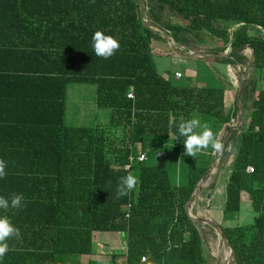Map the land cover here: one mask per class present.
I'll return each mask as SVG.
<instances>
[{
	"label": "trees",
	"instance_id": "16d2710c",
	"mask_svg": "<svg viewBox=\"0 0 264 264\" xmlns=\"http://www.w3.org/2000/svg\"><path fill=\"white\" fill-rule=\"evenodd\" d=\"M146 8L150 22L178 45L203 52L188 34L206 32L231 51L246 45L254 51L250 69L259 80L245 79L241 101L250 115L236 133L222 209L235 219L244 193L253 217L222 230L231 264H264V0H146ZM165 14L182 25L163 21ZM97 30L120 44L109 59L94 52ZM158 41L164 43L142 24L136 0H0V159L7 163L0 196L22 194L26 203L21 210L0 209L21 233L7 241L0 264H67L84 257L86 264H103L105 257L112 264H211L198 223L185 209L208 168L192 166L179 174L184 182H173L163 166L149 162L143 146L184 154V138H177L181 117H198L218 136L231 114L224 89L188 79L176 84L170 80L175 73L169 79L158 74L151 61ZM215 60L243 64L244 57ZM79 86L95 92V122L87 127L69 122L79 92L87 91ZM129 173L137 186L116 199L117 183ZM97 234H118L123 251L107 253Z\"/></svg>",
	"mask_w": 264,
	"mask_h": 264
},
{
	"label": "rangeland",
	"instance_id": "374dc122",
	"mask_svg": "<svg viewBox=\"0 0 264 264\" xmlns=\"http://www.w3.org/2000/svg\"><path fill=\"white\" fill-rule=\"evenodd\" d=\"M163 21H168L173 25H182L181 22H179L176 18L168 14H165ZM235 28L236 26L232 27L231 30H234ZM249 33L254 35L256 34L255 31H250ZM188 37L195 44V46L199 47L203 50V52L208 54L220 51L221 49H225L224 52L229 50V45H224L221 40L213 38L206 32H201L197 36L189 33ZM152 48L151 61L158 74L164 76L166 79H169L171 76H173L175 72L180 74L181 80L177 82L174 81V79H170L172 83L176 82V84H186L189 80L190 83H195L197 85L224 89L226 92V94L224 95L225 105L227 109H229V112L231 114V120L227 127L236 124L238 111L236 110L235 99L239 75L237 65L239 63H228L215 59H195L175 53H170L168 52L169 50L167 49L165 44L160 41L153 42ZM242 56L244 57V61L241 62L243 64L239 65L244 67L248 61V57L250 56L249 50H245L242 53ZM248 75L251 79L259 80L258 72H254L253 69L248 70L247 76ZM79 87L80 88H77L79 91L83 89H86L87 91L79 92V97H77L78 99L75 100L79 104L75 109V112L71 109L72 113L69 122H71V125L74 126L82 125L87 127L88 125H92L95 122V92L93 86ZM259 87L261 89H264V81L259 83ZM245 104V106L249 107V103L247 101ZM74 113L75 116L74 118H72V114L74 115ZM102 113L103 112L99 113L98 121L103 118ZM249 115L250 114L248 112V108L243 110L242 125L240 127L241 130L245 127ZM225 131L226 130L218 135V138L220 139L222 144ZM236 133L237 132L234 131L230 133L231 136H229L226 142L224 153L220 157V161L218 162L217 168L214 171V176L211 178L210 184H208V186L203 188L202 190V194L205 198V205L209 206V209H203L200 204V200H196L195 205L190 210L192 216H199L205 219L210 218L213 222L219 224L222 228L246 225L251 222L253 217L251 203L248 199V196L244 193L241 195V209L237 217L235 219H229L222 215V209L225 200V181L228 176L230 165L234 156V152L232 151V149L235 146L234 144ZM143 151L148 154L149 162L151 164H158L160 166H163L168 171L171 180L176 183L185 181V178L183 180L181 179V177L179 178V174H184V172L192 166L200 167L205 165L206 168H209L213 160L218 156V154H213L212 152L208 154V152H206L205 156H196L194 158L182 154L176 149L173 151V149L169 150V148H167L166 146H154L150 145L149 143H146L145 146H143ZM210 185L211 187H209ZM196 226L201 234L204 243L203 245L205 254L209 256L211 264H221L224 257L228 253L223 241L208 226L203 224H197ZM102 237H99L95 240L98 244L107 246L106 249H103L107 251V253H121L123 251L124 245L122 237L119 236L116 241L105 239ZM95 248H98L97 244L95 245ZM101 250L102 249H100L99 252H104ZM97 256L101 257L99 258ZM102 257V255H93L91 259L100 260L102 259ZM105 258H103V264H112L110 263V259L108 257ZM88 260L89 258L87 257L80 258V260L79 258H73L68 260L67 264H86ZM231 263L232 260L229 264Z\"/></svg>",
	"mask_w": 264,
	"mask_h": 264
},
{
	"label": "clouds",
	"instance_id": "9594fccd",
	"mask_svg": "<svg viewBox=\"0 0 264 264\" xmlns=\"http://www.w3.org/2000/svg\"><path fill=\"white\" fill-rule=\"evenodd\" d=\"M92 47L96 56L103 59H109L120 48L117 39L111 35H105L103 31L97 30L92 36ZM177 138L183 137L184 154L190 157H196L198 153L211 150L213 154H220L223 150V144L218 136L214 133L208 123H202L198 117L185 120L180 118L177 126ZM6 161L0 159V178L6 177ZM138 183V179L129 173L121 176L115 190L116 199L127 196L133 191ZM26 207L22 194H12L10 198L0 196V209L5 212L11 209L21 210ZM21 238L20 230L13 226L9 219L0 217V259L10 250L7 243L10 239Z\"/></svg>",
	"mask_w": 264,
	"mask_h": 264
},
{
	"label": "water",
	"instance_id": "95a60500",
	"mask_svg": "<svg viewBox=\"0 0 264 264\" xmlns=\"http://www.w3.org/2000/svg\"><path fill=\"white\" fill-rule=\"evenodd\" d=\"M136 1H137V5L139 8V13H140L142 24L148 29H150L151 31L157 32L162 38V40L164 41V44L167 47V49L175 54L186 56V57H191L195 59H205L206 60V59L228 58L231 55L242 54L245 50H249L250 52V56L248 57V61L246 65L244 67L239 64L237 65V69L239 70L238 71L239 75H238V86H237L236 99H235V105L238 111V115L236 118V124L229 126L228 129L225 131L224 138H223L222 152L218 154V156L213 160L212 164L209 166V168L207 169L203 177L199 180L192 195L190 196L188 202L185 205L186 213L188 217L190 218V220H192L195 223L208 226L223 241L225 247L227 248L228 253L223 259V261L221 262V264H229L233 258V250L227 240L225 233L222 230V227L219 224L213 222L210 218L205 219L199 216H192L190 213V210L196 200H200V204L203 207V209H207V210L209 209V206L205 205V198L202 194V190L203 188L207 187L208 184H210L211 178L214 176V171L217 168L218 162L220 161V157L224 153L226 142L229 136L231 135L230 133L232 131H237V134H239L240 132V127L242 125V115H243L241 95H242V90L244 88L245 79L247 77V72L248 70H250V66L253 61L254 51L252 47L249 45H246L237 50L231 51L230 44H229V48H228L229 50L226 52L218 53V54H207L201 51L192 50L183 45H178L175 42H173V40L160 27L150 22L148 15H147L146 0H136Z\"/></svg>",
	"mask_w": 264,
	"mask_h": 264
},
{
	"label": "built area",
	"instance_id": "2783aa9c",
	"mask_svg": "<svg viewBox=\"0 0 264 264\" xmlns=\"http://www.w3.org/2000/svg\"><path fill=\"white\" fill-rule=\"evenodd\" d=\"M180 78H181V77H180V74H179V73H175V74H174V79H175L176 81H178ZM127 98H129V99H132V98H133V95H132L131 92L128 93ZM145 159H146V156H145L144 154H140L139 157L137 158V161H138V162H142V161H144ZM124 168H125V170H128L130 167L127 165V166H125ZM251 171H252V170L249 168V169H248V172H251ZM126 218H128V215H126ZM144 261H145V259L142 258V259H141V262H144ZM125 264H126V263H125Z\"/></svg>",
	"mask_w": 264,
	"mask_h": 264
},
{
	"label": "crops",
	"instance_id": "0c3cea01",
	"mask_svg": "<svg viewBox=\"0 0 264 264\" xmlns=\"http://www.w3.org/2000/svg\"><path fill=\"white\" fill-rule=\"evenodd\" d=\"M176 73V72H175ZM225 92V91H224ZM225 94H226V92H225ZM105 236H103V235H96V237H95V239H97V238H99V237H102V238H105V239H109V240H113V241H116L117 239H118V234H116V235H113V234H104ZM108 235V236H107Z\"/></svg>",
	"mask_w": 264,
	"mask_h": 264
},
{
	"label": "bare ground",
	"instance_id": "6f19581e",
	"mask_svg": "<svg viewBox=\"0 0 264 264\" xmlns=\"http://www.w3.org/2000/svg\"><path fill=\"white\" fill-rule=\"evenodd\" d=\"M154 13H155V12H154ZM156 17H157V16H156ZM234 145H235V144H234ZM234 145H233V146H234ZM219 167H220V166H219ZM228 167H229V166H228ZM214 173H215V172H214ZM222 178H223V175H222ZM220 180H221V178H220ZM209 202H210V201H209ZM216 236H217V235H216ZM224 258H225V257H224Z\"/></svg>",
	"mask_w": 264,
	"mask_h": 264
}]
</instances>
